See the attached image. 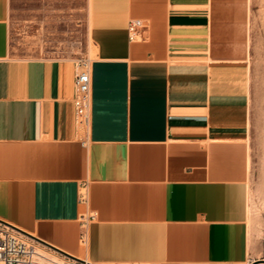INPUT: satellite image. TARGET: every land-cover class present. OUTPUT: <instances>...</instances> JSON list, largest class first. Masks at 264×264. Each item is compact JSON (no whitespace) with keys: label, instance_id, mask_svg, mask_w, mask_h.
<instances>
[{"label":"crops","instance_id":"obj_1","mask_svg":"<svg viewBox=\"0 0 264 264\" xmlns=\"http://www.w3.org/2000/svg\"><path fill=\"white\" fill-rule=\"evenodd\" d=\"M11 9L0 0V221L91 264H248L249 8L89 0L87 130L78 60L12 54Z\"/></svg>","mask_w":264,"mask_h":264},{"label":"rangeland","instance_id":"obj_2","mask_svg":"<svg viewBox=\"0 0 264 264\" xmlns=\"http://www.w3.org/2000/svg\"><path fill=\"white\" fill-rule=\"evenodd\" d=\"M249 8L251 133L249 203L257 242L248 264L264 259V0H241ZM89 0H12L11 52L20 57L84 58L96 52L88 33ZM255 261V262H254Z\"/></svg>","mask_w":264,"mask_h":264},{"label":"built area","instance_id":"obj_3","mask_svg":"<svg viewBox=\"0 0 264 264\" xmlns=\"http://www.w3.org/2000/svg\"><path fill=\"white\" fill-rule=\"evenodd\" d=\"M142 20L130 22L131 39L138 38L143 29ZM74 98L79 126L87 130L91 115V61L78 59ZM0 264H91L68 255L14 227L0 223Z\"/></svg>","mask_w":264,"mask_h":264},{"label":"water","instance_id":"obj_4","mask_svg":"<svg viewBox=\"0 0 264 264\" xmlns=\"http://www.w3.org/2000/svg\"><path fill=\"white\" fill-rule=\"evenodd\" d=\"M0 223H3V224H6V223H4V222H2V221H0ZM10 226H12V225H10ZM13 227V226H12ZM15 229H17L16 227H14ZM17 230H19V231H21L20 229H17ZM21 232H23V233H25V234H27V235H29L28 233H26V232H24V231H21ZM29 236H31V235H29ZM37 240H39V239H37ZM40 241V240H39ZM42 242V241H41ZM44 243V242H43ZM46 244V243H45ZM50 246V245H49ZM252 264H264V259H262V260H260V261H257L256 263H252Z\"/></svg>","mask_w":264,"mask_h":264}]
</instances>
